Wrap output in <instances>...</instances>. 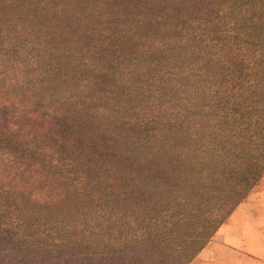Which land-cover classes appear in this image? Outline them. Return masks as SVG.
I'll list each match as a JSON object with an SVG mask.
<instances>
[{"label": "rangeland", "instance_id": "1", "mask_svg": "<svg viewBox=\"0 0 264 264\" xmlns=\"http://www.w3.org/2000/svg\"><path fill=\"white\" fill-rule=\"evenodd\" d=\"M180 1L0 0V264H56L37 247L96 218L133 165L174 163L208 70L173 45ZM249 47L242 70H257L264 37ZM188 264H264V173Z\"/></svg>", "mask_w": 264, "mask_h": 264}, {"label": "trees", "instance_id": "2", "mask_svg": "<svg viewBox=\"0 0 264 264\" xmlns=\"http://www.w3.org/2000/svg\"><path fill=\"white\" fill-rule=\"evenodd\" d=\"M175 7L173 45L194 49L208 66L194 90L206 100L181 128L191 127L195 137L173 143L181 147L172 164L133 165L129 180L122 176L97 202L96 218L79 229L62 227L52 246L37 247L60 252L56 264H188L264 173V56L257 70L241 65V45L252 53L264 37V0H185ZM19 238L21 247L37 240L31 233Z\"/></svg>", "mask_w": 264, "mask_h": 264}]
</instances>
